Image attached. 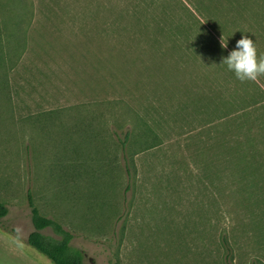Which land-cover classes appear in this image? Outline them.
Returning <instances> with one entry per match:
<instances>
[{
    "label": "rangeland",
    "instance_id": "obj_1",
    "mask_svg": "<svg viewBox=\"0 0 264 264\" xmlns=\"http://www.w3.org/2000/svg\"><path fill=\"white\" fill-rule=\"evenodd\" d=\"M245 35L264 56V0H0V228L36 249L30 192L84 264H264V76L221 64Z\"/></svg>",
    "mask_w": 264,
    "mask_h": 264
},
{
    "label": "trees",
    "instance_id": "obj_2",
    "mask_svg": "<svg viewBox=\"0 0 264 264\" xmlns=\"http://www.w3.org/2000/svg\"><path fill=\"white\" fill-rule=\"evenodd\" d=\"M130 132L125 133V141ZM30 216L34 229L27 237V243L45 254L54 264H84L85 252L72 244L73 234L57 219L43 214L28 193ZM9 212L8 205L0 199V219ZM1 224V222H0ZM46 228H51L53 234L46 233Z\"/></svg>",
    "mask_w": 264,
    "mask_h": 264
},
{
    "label": "clouds",
    "instance_id": "obj_3",
    "mask_svg": "<svg viewBox=\"0 0 264 264\" xmlns=\"http://www.w3.org/2000/svg\"><path fill=\"white\" fill-rule=\"evenodd\" d=\"M206 23V22H204ZM221 46L228 47L221 37ZM229 71L234 72L236 78L241 82L256 81L264 76V56L258 54L256 43L247 35L236 43V48L223 58L222 63Z\"/></svg>",
    "mask_w": 264,
    "mask_h": 264
},
{
    "label": "crops",
    "instance_id": "obj_4",
    "mask_svg": "<svg viewBox=\"0 0 264 264\" xmlns=\"http://www.w3.org/2000/svg\"><path fill=\"white\" fill-rule=\"evenodd\" d=\"M0 242L6 243L7 246H9L10 244V246H12L13 248H15L16 246V248H18L17 250L22 252V254H19V255L25 256L29 264H49L48 260L38 253L39 250L38 252H36L37 251L36 249H35L36 251L32 249H24L21 247H20L21 249H19V247H17V244L20 246L22 244L17 242V240L12 235H10V233L3 231L1 228H0ZM7 253L9 254V252ZM7 257L9 258L6 260L5 257L2 256V252H0V264H6V263L15 264L11 260L12 255H7Z\"/></svg>",
    "mask_w": 264,
    "mask_h": 264
}]
</instances>
